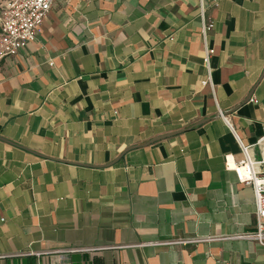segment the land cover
<instances>
[{
  "label": "crops",
  "instance_id": "0c3cea01",
  "mask_svg": "<svg viewBox=\"0 0 264 264\" xmlns=\"http://www.w3.org/2000/svg\"><path fill=\"white\" fill-rule=\"evenodd\" d=\"M204 16L211 84L198 0H57L0 59V264H264L222 238L255 228L227 167L264 157V0Z\"/></svg>",
  "mask_w": 264,
  "mask_h": 264
},
{
  "label": "built area",
  "instance_id": "2783aa9c",
  "mask_svg": "<svg viewBox=\"0 0 264 264\" xmlns=\"http://www.w3.org/2000/svg\"><path fill=\"white\" fill-rule=\"evenodd\" d=\"M57 0H0V59L14 56L19 50L35 37L38 25L47 16ZM205 0H198L199 17L201 20L200 34L205 53V66L208 70L207 82L211 84L209 72V56L212 49L206 44L207 33L212 29L213 23L205 19ZM223 119L221 110H218ZM236 137V135H235ZM242 158L228 166L227 169L235 172L238 182L248 185L253 191L255 214V228L250 232L224 236L222 238H243L264 244V157L255 159L251 154L252 145H244L236 137ZM263 139L260 138V140ZM212 237L178 238L161 244H188ZM82 249L67 248L65 251L74 252ZM64 251V252H65Z\"/></svg>",
  "mask_w": 264,
  "mask_h": 264
},
{
  "label": "water",
  "instance_id": "95a60500",
  "mask_svg": "<svg viewBox=\"0 0 264 264\" xmlns=\"http://www.w3.org/2000/svg\"><path fill=\"white\" fill-rule=\"evenodd\" d=\"M174 133H176V132H173L172 134H174ZM172 134L169 133V134H166V135H163V136L156 137V138H154L153 140H151L150 142H153V141H155V140H158V139H160V138H163V137H166V136H168V135H172ZM0 139H1V140H5V139H3L2 137H0ZM122 155H123V154H122ZM122 155H121V156H122ZM121 156H119V157H121ZM118 159H119V158H117L115 161H117ZM115 161H114V162H115ZM114 162H113V163H114Z\"/></svg>",
  "mask_w": 264,
  "mask_h": 264
}]
</instances>
